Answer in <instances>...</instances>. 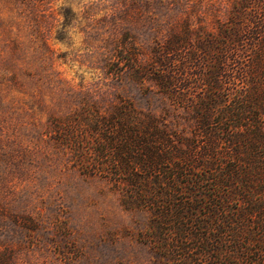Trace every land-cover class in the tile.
Returning a JSON list of instances; mask_svg holds the SVG:
<instances>
[{
    "label": "trees",
    "instance_id": "trees-1",
    "mask_svg": "<svg viewBox=\"0 0 264 264\" xmlns=\"http://www.w3.org/2000/svg\"><path fill=\"white\" fill-rule=\"evenodd\" d=\"M172 1L147 53L120 39L106 60L168 108L81 94L44 132L145 213L160 264H264V0Z\"/></svg>",
    "mask_w": 264,
    "mask_h": 264
},
{
    "label": "rangeland",
    "instance_id": "rangeland-1",
    "mask_svg": "<svg viewBox=\"0 0 264 264\" xmlns=\"http://www.w3.org/2000/svg\"><path fill=\"white\" fill-rule=\"evenodd\" d=\"M178 6L0 0V264H160L138 236L145 213L124 208L104 178L69 166L44 129L81 94L168 108L127 71L111 76L106 60L120 39L147 53L155 27Z\"/></svg>",
    "mask_w": 264,
    "mask_h": 264
}]
</instances>
